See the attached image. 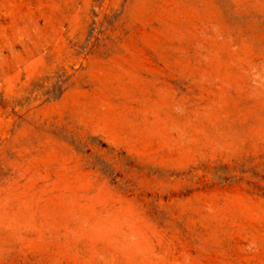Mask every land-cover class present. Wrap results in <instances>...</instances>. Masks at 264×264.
Listing matches in <instances>:
<instances>
[{
  "label": "rangeland",
  "instance_id": "374dc122",
  "mask_svg": "<svg viewBox=\"0 0 264 264\" xmlns=\"http://www.w3.org/2000/svg\"><path fill=\"white\" fill-rule=\"evenodd\" d=\"M0 264H264V0H0Z\"/></svg>",
  "mask_w": 264,
  "mask_h": 264
}]
</instances>
